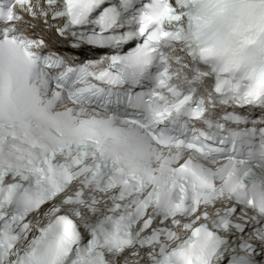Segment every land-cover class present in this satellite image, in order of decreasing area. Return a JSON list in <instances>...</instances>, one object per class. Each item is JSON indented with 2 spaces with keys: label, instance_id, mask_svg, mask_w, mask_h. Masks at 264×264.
<instances>
[{
  "label": "snow or ice",
  "instance_id": "6c2138e0",
  "mask_svg": "<svg viewBox=\"0 0 264 264\" xmlns=\"http://www.w3.org/2000/svg\"><path fill=\"white\" fill-rule=\"evenodd\" d=\"M0 264H264V0H0Z\"/></svg>",
  "mask_w": 264,
  "mask_h": 264
}]
</instances>
